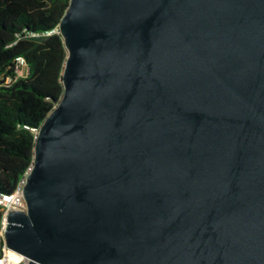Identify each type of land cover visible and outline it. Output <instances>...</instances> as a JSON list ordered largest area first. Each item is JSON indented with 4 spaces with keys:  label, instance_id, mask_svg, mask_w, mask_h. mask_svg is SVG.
Segmentation results:
<instances>
[{
    "label": "water",
    "instance_id": "95a60500",
    "mask_svg": "<svg viewBox=\"0 0 264 264\" xmlns=\"http://www.w3.org/2000/svg\"><path fill=\"white\" fill-rule=\"evenodd\" d=\"M63 95L5 247L27 264H264V0H69Z\"/></svg>",
    "mask_w": 264,
    "mask_h": 264
},
{
    "label": "trees",
    "instance_id": "16d2710c",
    "mask_svg": "<svg viewBox=\"0 0 264 264\" xmlns=\"http://www.w3.org/2000/svg\"><path fill=\"white\" fill-rule=\"evenodd\" d=\"M69 0H0V196H10L32 166L35 135L63 95L66 51L58 27ZM28 73L10 85L14 61ZM28 128V129H26ZM3 212L0 211V224Z\"/></svg>",
    "mask_w": 264,
    "mask_h": 264
},
{
    "label": "built area",
    "instance_id": "2783aa9c",
    "mask_svg": "<svg viewBox=\"0 0 264 264\" xmlns=\"http://www.w3.org/2000/svg\"><path fill=\"white\" fill-rule=\"evenodd\" d=\"M14 77L5 78L4 83L10 85L12 82L19 78H24L28 73L26 62L23 58H16L13 64ZM28 129V128H26ZM32 133L37 135V130H31ZM24 185V179L17 186L16 190L10 196H0V211L3 212L2 221L0 224V264H27L26 259L22 256L8 250L4 244L3 231L5 227L6 216L11 211H25L26 205L22 199L21 190Z\"/></svg>",
    "mask_w": 264,
    "mask_h": 264
}]
</instances>
